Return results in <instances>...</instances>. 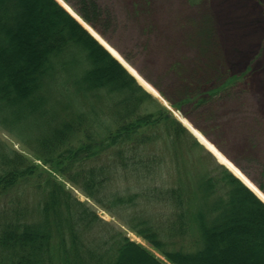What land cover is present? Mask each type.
<instances>
[{"label":"trees","instance_id":"16d2710c","mask_svg":"<svg viewBox=\"0 0 264 264\" xmlns=\"http://www.w3.org/2000/svg\"><path fill=\"white\" fill-rule=\"evenodd\" d=\"M62 1L136 67L111 40L117 32L111 9L97 0ZM147 9L150 0L132 5L135 16ZM204 21L200 43L194 41L192 58L199 65L193 77H181L179 62L168 67L180 77L178 98L152 84L169 108L189 120L186 109L213 117L210 107L245 91L255 68L234 74L218 64L205 66L201 59L213 28L211 18ZM205 71V82L195 78ZM29 119L41 132L17 138L36 160L147 247L101 228L96 214L60 181L36 175L35 163L0 153V264H264V203L258 196L59 2L0 0V126L14 134L10 124ZM79 134L76 147L72 139ZM244 152L251 156L249 147ZM233 163L250 179L245 167ZM257 166L255 185L264 194V161ZM28 187L39 195L31 196ZM90 233L94 237L86 238Z\"/></svg>","mask_w":264,"mask_h":264},{"label":"rangeland","instance_id":"374dc122","mask_svg":"<svg viewBox=\"0 0 264 264\" xmlns=\"http://www.w3.org/2000/svg\"><path fill=\"white\" fill-rule=\"evenodd\" d=\"M97 1L102 7L111 9L117 17V32L112 35V42L135 64L136 67L128 65L137 74L140 70L143 76L139 74L138 76L157 94L152 84L162 88L174 100L179 96L180 77L176 75V71L167 72L171 64L177 62L182 64L180 71L182 78L193 77L191 71L194 72L199 65L198 61L192 58L194 51L198 50L194 41L200 43L197 34L202 31L200 30L202 27H206L204 20H208V17L211 18L212 24H209L213 28V37L209 43V52L201 62H204L205 66L218 64L234 74H239L250 67V64H254L255 68L250 73L246 90L233 99H222L213 104L210 107V109L213 107L211 109L213 117L212 114L200 116L199 112L186 109L190 112L188 113L192 120L190 121L180 112L171 113L179 123L181 121L178 116L185 119L188 125L201 134L252 188L264 197L255 185L260 182L257 162L264 161V0H203L199 6L192 5L191 0H150L151 9L142 10L136 14L137 16L132 12V5L139 0ZM150 24L151 32L145 35L146 27ZM110 48L120 56L118 51L111 46ZM206 75L205 71L195 78L197 80L201 78V81L205 82ZM138 84L147 92L139 82ZM159 97L168 105L160 95ZM156 99L164 105L159 98ZM207 117L209 119H205ZM180 124L183 126L182 122ZM10 129L16 136L0 126L1 154L8 155L11 160L15 152L26 158L30 164L35 163L36 175L44 178L47 173L60 181L71 197L96 214L101 228L112 227L132 241L147 247L143 240L86 198L76 186L64 181L36 160L30 145L19 140L37 136L41 132L33 120L15 121L10 124ZM188 129L186 130L190 133ZM200 129L207 133L208 139ZM77 137L72 139L76 147L80 134ZM248 147L251 156L244 152ZM233 160L247 169L250 179L241 172ZM86 166H89V163ZM262 184L264 186V181ZM35 189L28 187L26 190L31 196H37L39 194ZM30 200L33 202V197L29 199V203ZM100 236L106 237L103 232ZM89 237L94 235L90 233L86 238Z\"/></svg>","mask_w":264,"mask_h":264},{"label":"bare ground","instance_id":"6f19581e","mask_svg":"<svg viewBox=\"0 0 264 264\" xmlns=\"http://www.w3.org/2000/svg\"><path fill=\"white\" fill-rule=\"evenodd\" d=\"M71 15H73L74 18H76V20H78V22H80L90 33L91 35H93L113 56L114 58L119 61L125 68L126 70L133 75L136 80L151 94L156 96V93L153 89H151L147 84H145L142 79L138 76V74L126 63L124 62V60L117 54L115 53L110 46L104 41L102 40L90 27H88L85 23H83L61 0H57ZM179 120L182 122L183 125H185L186 127H188L200 140L201 142L208 148L209 151H211L213 154L216 155V157L218 158V160L222 163H224L225 165H227L229 167V169H231V171H233L237 176H239L236 172V170H234L231 166H229L228 164H226V162H224V160L213 150V148L205 141L203 140L199 133L197 131L192 130L191 126L188 125L187 121L185 119H183L182 117L178 116ZM240 179L249 187L251 188L256 195L264 202V197L258 193L257 191H255L252 186L241 176H239Z\"/></svg>","mask_w":264,"mask_h":264},{"label":"water","instance_id":"95a60500","mask_svg":"<svg viewBox=\"0 0 264 264\" xmlns=\"http://www.w3.org/2000/svg\"><path fill=\"white\" fill-rule=\"evenodd\" d=\"M90 35H91V33H90ZM91 36H93V35H91ZM94 37V36H93ZM95 38V37H94ZM96 39V38H95ZM97 40V39H96ZM98 41V40H97ZM99 42V41H98ZM100 43V42H99ZM101 44V43H100ZM102 45V44H101ZM103 46V45H102ZM104 47V46H103ZM105 48V47H104ZM106 49V48H105ZM107 50V49H106ZM108 51V50H107ZM109 52V51H108ZM110 53V52H109ZM111 54V53H110ZM112 55V54H111ZM113 56V55H112ZM114 57V56H113ZM120 63V62H119ZM121 64V63H120ZM122 65V64H121ZM123 66V65H122ZM124 67V66H123ZM125 68V67H124ZM126 69V68H125ZM135 71V70H134ZM136 72V71H135ZM137 73V72H136ZM134 77V76H133ZM135 78V77H134ZM157 94V93H156ZM156 98H159L163 103H164V106L168 109V111H170V112H172L173 113V110L171 109V108H169L167 105H166V103L159 97V95L157 94L156 96H155ZM181 123V122H180ZM184 126V125H183ZM186 129H188L186 126H184ZM192 128V127H191ZM189 131H190V133L197 139V141L202 145V146H204L205 147V149L207 150V151H209L208 150V148L201 142V140L190 130V129H188ZM192 130H194L193 128H192ZM195 131V130H194ZM200 135V137L203 139V140H205L206 141V139L201 135V134H199ZM207 143H208V141H206ZM209 144V143H208ZM210 145V144H209ZM211 146V145H210ZM212 147V146H211ZM213 148V150L224 160V162H226V164H228L229 166H231L234 170H235V168L225 159V158H223L219 153H218V151L214 148V147H212ZM209 153H211L213 156H214V158L217 160V162L219 163V164H221L222 166H224L226 169H228L234 176H236L238 179H240V177L239 176H241L242 178H243V176L239 173V172H237V174L239 175V176H237L233 171H231V169H229V167L227 166V165H225L224 163H222V162H220L219 160H218V158L216 157V155L215 154H213L211 151H209ZM241 180V179H240ZM242 181V180H241ZM243 182V181H242ZM244 183V182H243ZM245 184V183H244ZM246 185V184H245ZM247 186V185H246ZM248 187V186H247ZM249 188V187H248ZM251 191H253L251 188H249Z\"/></svg>","mask_w":264,"mask_h":264}]
</instances>
